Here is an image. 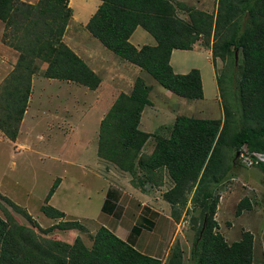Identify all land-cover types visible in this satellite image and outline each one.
I'll list each match as a JSON object with an SVG mask.
<instances>
[{"label": "trees", "instance_id": "trees-1", "mask_svg": "<svg viewBox=\"0 0 264 264\" xmlns=\"http://www.w3.org/2000/svg\"><path fill=\"white\" fill-rule=\"evenodd\" d=\"M99 1L85 28L165 90L185 99L203 97L198 68L181 74L170 65L173 49L190 50L200 38L210 41L212 59H220L224 71L216 78L222 105L218 118L177 115L171 125L153 132L139 128L141 113L151 102L150 86L136 77L131 91L119 93L100 121L98 157L129 173L132 184L141 188L145 183L161 186L167 176L170 186L161 196L174 221L188 201L191 210H197L191 216L190 264H256L252 233L243 230L240 239L229 243L214 216L220 198L217 189L238 161L235 152L245 144L250 151L264 153V0H215L212 13L183 0ZM71 12L68 0L34 4L0 0L2 40L19 53L0 84V131L11 141L17 136L31 78L40 63L45 65L41 72L45 78L69 80L92 90L99 85V76L62 41ZM137 26L151 34L156 44L139 48L131 44L128 39ZM147 143L149 150L144 151ZM257 167L264 172L263 164ZM7 205L29 225L19 223ZM250 208L244 196L235 215ZM0 211V264H183L178 242L162 260L105 226L96 229L89 246L79 235L68 241L50 238L47 234L54 230L81 231L84 226L59 221L43 229L2 195Z\"/></svg>", "mask_w": 264, "mask_h": 264}, {"label": "rangeland", "instance_id": "rangeland-1", "mask_svg": "<svg viewBox=\"0 0 264 264\" xmlns=\"http://www.w3.org/2000/svg\"><path fill=\"white\" fill-rule=\"evenodd\" d=\"M184 1L189 4H198L203 0ZM205 1H210L209 4H211L212 0ZM214 3L215 0L213 1V8L215 7ZM98 4L99 0H73L72 5H70L73 16L69 21V25L74 24L72 27L80 28L81 25L86 23L89 15L96 9ZM179 16L186 18L184 12H179ZM138 32H144L147 39H152L142 28H138ZM90 39L94 41V44L104 49L108 55L119 59L98 40H94L91 36ZM84 41L82 42L85 46L91 43V41ZM194 47L197 48V52L195 50H173L170 65L175 73L181 74L187 73L191 68H198L203 80V97L200 99H185L174 94L168 96L167 94L170 93H166L167 97H165L163 95H165L164 91L166 90L155 82L149 74L143 72L144 81L153 84L154 89L150 98V100L153 99V104L150 103V106L145 108L140 120L141 130L150 132L156 130L159 126L171 124L177 115L218 118L222 114L219 88H216L218 86H216L215 77L221 76L222 71H224L223 63L218 58L213 61L210 52V41L200 38L196 41ZM238 61H240L239 55L236 56V62ZM41 64H39V67ZM234 70V75H236L237 71ZM42 77L41 71L34 74V83L31 84L32 94L31 98H28V105L31 109H35V112H40L37 115L39 118L54 116L51 119L53 120L51 127L56 129L57 132L60 126H64L62 121L67 123L66 119L73 118L71 121L74 124L75 131L68 148L69 151L72 150V153L66 157L70 162L61 163L54 160L55 157L60 159L58 156L61 154L59 152L61 151L59 140L61 135L57 132L51 133V136L48 135L49 137L46 136L45 141L38 140L42 157L36 151H28L19 157H15L16 159H11V152H5V145L0 144V152H2L0 154V181L3 184L0 186V190L4 191L5 195L10 193L11 196L19 198L15 199V203L22 206L23 201H21L20 192L29 189V196L27 198L22 197V200H25L24 206H29V213L35 216L41 228L44 229L53 222L50 221L49 223L45 219V216L39 211V205L54 179L61 177L62 180H60V183L58 182L50 203L62 211L84 217L85 219L81 223L85 225L87 231L76 233L77 231L54 230L47 234L50 238L68 241L77 234L82 236L85 244L89 246L92 243L95 230L100 226L108 227L107 225L115 223V218L120 215V219L116 222L126 230L127 242L133 243V246L145 254L159 257L162 260L165 259L169 249L178 242L183 251V264H190V250L194 238V230L191 228V216L195 215L197 210H191V204L188 201L185 208L182 209L179 220L174 221L171 218V208L161 198L162 191L170 185L165 175L162 187L153 189V186L151 188L149 183H145L142 188L133 185L131 182L132 176L109 161H107V164L113 170L106 171L103 174L106 175V181H102L94 173L84 170L82 164L91 162L93 152L96 150L97 131L100 117L104 114V111L91 105V97L94 96L92 89L86 90L82 85H75L76 83L73 84L72 88L71 84L62 83L61 88H59L54 82H51L50 85ZM223 83L225 85V78ZM227 85L230 86L229 83ZM47 87L50 89L47 90ZM43 103H49L51 106L46 107L42 105ZM43 109H45L48 116H45ZM31 121L33 122V118L24 123L26 129L28 127L40 129L43 126L37 127L33 124L34 122L29 125ZM59 133L61 132L59 131ZM29 138L34 140V135L30 134ZM149 147L150 144L147 143L144 151H148ZM44 148L47 149L48 155L43 154ZM70 163L81 166L79 168L72 166ZM99 170L102 171L101 167H99ZM21 172H28L29 174L24 177L21 176ZM109 181L114 183L112 187L119 193L115 190L117 195L110 194L107 196V203L113 201L111 197H117L118 195L119 200L114 207L107 206L101 211L104 189L102 192H99L98 189L99 187H105ZM6 183L16 185V187L9 186L5 188ZM12 191L15 192V195ZM217 191L220 198L214 218L218 223V231L229 243L240 239L243 230L250 231L253 235V262L264 264V172L258 167H243L236 161L233 169L221 182ZM244 196L248 197L251 208L243 210L241 214L236 216V205ZM188 198H190V195ZM7 207L19 223L29 225L20 214L13 211L8 205ZM186 208L187 211L185 212ZM123 209L125 210L123 211ZM117 210H119V213ZM144 210L150 211L153 218L150 215L143 214ZM115 211V216H111ZM131 213L135 214L133 219L130 216ZM155 213L156 215H154ZM0 215H2L1 211ZM151 219L153 220L152 225H144V221L150 222ZM135 223L137 225L134 227L137 228L133 229Z\"/></svg>", "mask_w": 264, "mask_h": 264}, {"label": "crops", "instance_id": "crops-1", "mask_svg": "<svg viewBox=\"0 0 264 264\" xmlns=\"http://www.w3.org/2000/svg\"><path fill=\"white\" fill-rule=\"evenodd\" d=\"M21 1H25V2L30 3V4H34L37 2V0H35V1L21 0ZM72 1L73 0H68V6L69 7H70V5H72ZM213 1L214 0L211 1L212 5L209 4L210 1L206 2L205 0H203L202 2L200 1V2H198V4L196 3L194 5H196L199 8H202L203 10H205L209 13H212V11L214 10ZM99 4H100V1H99ZM98 5H97V7H98ZM97 7H96V9H97ZM95 10L93 12H95ZM71 11H72V8H71ZM93 12L89 15V18L93 14ZM72 16H73V11L71 12V17ZM71 17H70L69 21L71 20ZM88 19H87V21H88ZM69 21H68L67 26L65 28L64 34L62 36V41L69 48H71L74 51V53H76L77 56H79L99 76L100 82H99V85L97 86V88L92 90L94 96L91 97L92 101L90 103L92 106L98 107L99 109L103 110L104 114H105V112L112 105V103L115 100V98L117 97V95L121 92L128 94L131 91V88H132V85H133L135 78L136 77L143 78L142 73L145 71L143 69H141L140 67H138L137 65H134V64H132V63H130L124 59H121L117 55L116 56L119 59H115V58L111 57V55H108V53H106L104 51V49H101L99 46L94 44V41H91L90 36L94 40L95 39L98 40V39L93 37L90 34V32L85 28L87 21L84 25H81L80 28L72 27L74 24L69 25ZM138 28H142V27L137 26L128 39L131 44H133L137 48L142 46L144 43H148L149 45H155L156 44V41L151 36V34H149L146 30H144L142 28L145 32H147L152 37L151 40L147 39L146 34L144 32H138ZM4 29H5L4 22L0 20V84L5 79V77L11 72V70L13 69V67L17 61L18 55H19L17 50H15L13 47H11L8 44H6L5 42H3L2 36H3ZM78 30H80V32H78ZM84 40H86V42L91 41V43L88 46H85V44H83V42H85ZM138 41H140V42H138ZM195 44L193 45V48L190 50H195V51L197 50V48L194 47ZM173 50H176V49H173ZM173 50H172V52H173ZM172 52H171V55H172ZM44 66L45 65L42 63L40 65L39 71L42 72V70L44 69ZM145 73L148 74L147 72H145ZM200 76H201V73H200ZM42 78L46 79L47 82L50 83V85H51V82H54V84L55 85L57 84V86H59V88H61L62 83L71 84V88H72V86H74L73 84H75V82H72L69 80H59V79H55V78H45V77H42ZM215 80H216V77H215ZM33 81H34V75L31 78V84L34 83ZM201 82H202V89H203L202 77H201ZM147 84L150 86V91H149V100H150L151 92L154 89V85L150 84V83H147ZM75 85H77V83ZM216 86H217V82H216ZM216 88H218V87H216ZM46 89L49 90L50 88L47 87ZM85 89L88 90L87 87H85ZM164 93H165V95H163V96H165V97H167L166 93H170V94H167L168 96H171V94H173L169 90L164 91ZM31 94H32V85H31V92L29 95V99L31 98ZM152 97H153V95H152ZM150 102L152 105L153 99H151ZM28 103H29V100L27 102V107L25 109L22 120L20 122L19 130H18V133H17L15 140L11 141V140L7 139L2 134V132L0 131V144L5 145V148H4L5 152L6 151L11 152V154H10L11 159H16L15 157H19L20 155H22L28 151H36L37 154L42 157L43 155H42V150L39 147V141H45L47 138L46 136H48V135L51 136L50 135L51 133L57 132L56 129L51 127L52 123H53L52 122L53 120H51V119L54 116H51V117L48 116L47 112H45V109H43L45 116H48L49 118L48 117L39 118L37 115H39L40 112L39 111L35 112V109H31L30 106L28 105ZM42 105H44L46 107L51 106L49 103H43ZM149 106L150 105H146L144 107V109L141 113V117L145 111V108H147ZM104 114H102V116L100 117V121H101L102 117L104 116ZM141 117H140V120H141ZM32 118H33L34 123L31 121L29 125H32V123H33L37 127H41V125H43V126L40 129H38V128L31 129V127H28L26 129L24 127V123L27 122V120H30ZM72 119H73L72 117L69 118V120L66 119L67 123L62 121V124L64 126H60L58 129L61 132V133H59V131L57 132L59 135H61V138L59 139L61 142V144H60V148H61L60 150L61 151H59V152L61 154L58 156L60 159H57V157H55V159H54L55 162H59V161L61 163L70 162V160H68L66 157H68L72 153V150L71 151L68 150L69 145L71 144V140H73V135H74V131H75L74 124L71 121ZM173 121L171 122V124L173 123ZM99 124H100V122H99ZM171 124L162 125V126H169ZM139 128H140V121H139ZM150 132H153V131H150ZM30 134L34 135V140H31L29 138ZM61 139H63V141H61ZM97 140H98V131H97ZM95 147H96V150H95V152H93V157L91 159V162H89L88 164L83 163L82 167L84 170L89 171L91 173H94L96 175V177L99 178L100 180L106 181L107 180L106 175H103V174H105L106 171L107 172L112 171L113 168H111V166L109 164H107L106 160H103V159L98 157V155H97V142H96ZM1 153L2 152H0V154ZM43 154L48 155L46 148H44ZM49 157H51V156L49 155ZM63 159H65V160H63ZM70 164L72 166H76V167L81 166L79 164L76 165L74 163H70ZM99 167H101L102 171L99 170ZM27 174H29V173L28 172H24V173L21 172V176L23 175L25 177V175H27ZM60 180H62L61 177H57L54 179L50 188L48 189L47 193L45 194L42 202L39 205V211L45 216V219L48 220L49 223H50V221L53 222L52 224H55L59 221H77L80 224H82L81 222L85 219L84 217H80L78 215L72 214L71 212L68 213V212L62 211V210L56 208L55 206L51 205L50 201L52 199V195L54 193V190H55L58 182L60 183ZM2 185L3 184L0 181V186H2ZM113 185H114V183L112 181H109V182H107L105 187L104 186L101 188L99 187V189H98L99 192H102V190L104 189V195H103L104 200L102 201L101 211H103L104 208L107 206L114 207L115 203L118 202V200H119V195H118L117 197L116 196L111 197V198H113V201H109L107 203V201H108L106 198L107 196H109L110 194L111 195L112 194L117 195V192L119 193V191H117L116 189H114L112 187ZM9 186L10 187H16V185H9V183H6L5 188H7ZM149 186H150V184H149ZM150 187L152 188V186H150ZM156 187L161 188L162 186H156ZM156 187L153 186V189ZM105 188H106V190H105ZM167 188H165L163 191H165ZM146 189H147V187H146ZM146 189H144V190H146ZM147 190H149V189H147ZM0 191H1L0 195L8 198L11 202L16 204L15 199H19V198H15V197L11 196L10 193L5 195L4 191H2V190H0ZM12 192L15 195V192L14 191H12ZM29 194H30L29 189L27 191H21L20 192L21 201H23L22 206H24V204H25V200H22L23 199L22 197L25 196L27 198L29 196ZM16 205H18V204H16ZM18 206L21 207L23 210H25L38 223V220L35 218V216L33 214L31 215L29 213V206L28 207H26V206L22 207L20 205H18ZM124 210L125 209H123V211ZM117 212L119 213V210H117ZM115 213H116V211L114 213H112L111 216H115ZM143 214L150 215V217L153 216L152 213L150 211L148 212L147 210H144ZM146 215H145V217H146ZM154 215H156V213ZM130 216L133 219L135 217V214L131 213ZM119 217H120V215L115 218L116 219L115 223L107 225L108 226L107 228H109L111 231H113L118 237L126 240V238L128 237L126 230L123 227H121L120 225H118V223L116 222L120 219ZM143 220H144V218L142 219V221ZM143 223L146 226H150L153 224V220L151 219L150 222L144 221ZM52 224H50L49 226H51ZM82 225L84 226V229L81 231H78V230H69V231H77L76 233H79V232L83 233L84 231H87L85 229V225L84 224H82ZM135 225H137V223H135L133 225V227H132L133 229L137 228V227H134ZM99 226H100V224H99ZM81 238H82V236H81Z\"/></svg>", "mask_w": 264, "mask_h": 264}, {"label": "built area", "instance_id": "built-area-1", "mask_svg": "<svg viewBox=\"0 0 264 264\" xmlns=\"http://www.w3.org/2000/svg\"><path fill=\"white\" fill-rule=\"evenodd\" d=\"M238 161L244 167L264 164V153L250 151L244 144L238 150Z\"/></svg>", "mask_w": 264, "mask_h": 264}, {"label": "clouds", "instance_id": "clouds-1", "mask_svg": "<svg viewBox=\"0 0 264 264\" xmlns=\"http://www.w3.org/2000/svg\"><path fill=\"white\" fill-rule=\"evenodd\" d=\"M237 152H238V150H237ZM237 160H238V156H237ZM239 162V161H238ZM259 164H257V165H254V166H252V167H257ZM264 165V164H263ZM244 167V166H243ZM246 168H250V167H246ZM109 229V228H108ZM113 232V231H112ZM114 233V232H113Z\"/></svg>", "mask_w": 264, "mask_h": 264}, {"label": "water", "instance_id": "water-1", "mask_svg": "<svg viewBox=\"0 0 264 264\" xmlns=\"http://www.w3.org/2000/svg\"><path fill=\"white\" fill-rule=\"evenodd\" d=\"M237 156H238V152L236 151V152H235V159L237 158Z\"/></svg>", "mask_w": 264, "mask_h": 264}]
</instances>
